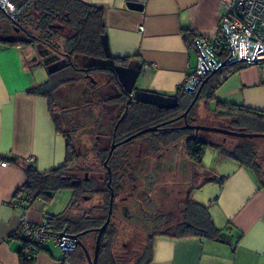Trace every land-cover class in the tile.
<instances>
[{"label": "crops", "instance_id": "obj_1", "mask_svg": "<svg viewBox=\"0 0 264 264\" xmlns=\"http://www.w3.org/2000/svg\"><path fill=\"white\" fill-rule=\"evenodd\" d=\"M83 1L104 9V43L110 60L92 64L112 65L124 88L127 82V91L160 105L173 104L177 88L195 74L198 56L193 39H212L220 21L219 0ZM3 32L5 40L14 33L10 28ZM35 56L34 46L0 42V155L46 172L64 163L66 141L56 130L47 99L29 92L48 77L46 60ZM121 57H127L126 66L113 63V58ZM215 97L264 112V63H253L231 74L217 86ZM181 149L167 151L172 159L176 156L175 160L186 163L191 190L196 187L194 179L203 181L202 190L207 192L203 205L213 224L221 229V238L159 236L150 264H264V187L249 168L235 160L211 152V159L216 155V166L212 167L204 161L205 151L202 162L194 164ZM24 182L20 165L0 160V264H20L24 241L14 231L21 216L41 224L66 206L59 204L58 208L53 203L58 191L51 202L38 200L25 208L17 194ZM65 192L67 204L71 194ZM51 242L38 249L33 264H62L63 253H58Z\"/></svg>", "mask_w": 264, "mask_h": 264}, {"label": "trees", "instance_id": "obj_2", "mask_svg": "<svg viewBox=\"0 0 264 264\" xmlns=\"http://www.w3.org/2000/svg\"><path fill=\"white\" fill-rule=\"evenodd\" d=\"M10 1L14 3L18 14L11 19L0 9V42L34 47L42 44L43 48L44 46L50 48L66 61L67 55L72 58L75 54L101 61L110 60L104 43L105 25L102 7L83 0ZM7 28L13 29L14 33L11 39L5 40L2 35L3 30L6 31ZM213 53L220 63L226 61L229 55L224 44L215 45ZM127 60V57L112 59L113 63L119 66H126ZM250 64L253 63L235 62L220 66L202 78L193 93L185 89L187 80L185 79V82L175 92L174 104L160 105L157 102L133 96L123 87L112 65L94 64L86 68H78L71 62L58 59L51 63L47 81L32 88L29 92L42 95L48 101L49 112L56 130L65 137L64 163L55 169L39 172L31 164L16 158L0 155V160L18 164L23 168L25 182L17 194L22 197L25 208L31 207L38 200L51 202L58 191H70V200L65 208L57 214L49 215L46 222L53 232L65 231L67 235H77L82 245L92 254L97 229L107 218L110 187L113 189L112 213L101 235L98 264H150L153 259L154 241L159 236L219 240L222 231L213 224L206 207L187 199L181 211H176L177 214L175 211L158 212L156 220L152 223L151 232L145 234L144 245L137 249L133 239L137 225L130 223L131 221L126 220L129 218L125 217H121L120 221L126 222L125 226L131 228V231L125 230L127 227L121 228L119 223H116V200L126 195L127 198L135 201L138 195L145 196L142 190L147 189L148 186L140 181L145 173L143 176H140V173L137 174V166L133 162L132 153L123 148L135 138L146 136V153L144 152L143 157L147 158L143 159V162L147 161L150 154H160L182 146L188 160L194 164H200L205 149L209 147L217 151L221 157L235 160L240 165L249 168L260 183V187H264V168L257 162L258 151L250 143L251 138L238 137L242 139V142L228 147L200 135L201 132L206 133L207 131L183 128L185 119L180 117L203 82L196 102L187 112V123L194 124L193 111L197 102L204 99L207 104L215 102L213 112L217 118L229 120L225 128L264 133V112L240 104L220 101L215 97V89L218 85L231 74ZM81 87L85 88L84 91L79 89ZM73 88L79 89L82 95L70 104L68 110L74 113L93 106L99 109L93 128L96 137H94L91 150L100 167L102 173L100 175L92 172L90 167L82 165V154L77 152L70 130H63L60 127L58 120L61 115L59 117L55 114L56 95ZM66 111L67 108L62 112ZM66 125L71 126L69 122ZM152 126L158 128L129 141L121 142L138 131ZM112 141L119 144L113 149L107 161L111 172L109 187L107 185L109 176L104 161L108 156ZM139 171L143 172L142 169ZM141 201L137 200L139 204ZM123 236L128 238V242L125 241L121 246L117 240ZM74 243L75 247L72 250H62L61 263L87 264L84 250L76 243V240ZM35 247L37 248L36 256L42 245H35ZM19 256L20 264L34 263L35 256L27 259L22 249L19 251Z\"/></svg>", "mask_w": 264, "mask_h": 264}, {"label": "rangeland", "instance_id": "obj_3", "mask_svg": "<svg viewBox=\"0 0 264 264\" xmlns=\"http://www.w3.org/2000/svg\"><path fill=\"white\" fill-rule=\"evenodd\" d=\"M42 47V48H41ZM35 57L39 59H46L45 66L49 68L53 61H58L60 59L63 62H71L72 65H75L78 68H86L92 66L93 61H101L95 60L91 57L75 54L67 61L63 59L62 56L59 54L54 53L50 48L45 47L43 48L42 44H39L35 47ZM54 58V59H53ZM90 64V65H89ZM46 74V72H45ZM48 76V71H47ZM125 81L123 84L126 86L125 88L128 89V86ZM80 90L82 89L79 88ZM79 89L73 88L68 90L67 92H61L60 94L56 95V110L55 114L60 117L59 118V125L63 130H70L71 138L73 140V144L79 154H82V165L90 167L93 171L96 172L98 175L102 174L100 172V167L98 163L95 161L94 153L91 150V147L94 143V136L95 130L94 124L95 120L98 116L99 109L95 106L90 108H83L79 111H75L74 113L68 110L71 103H74L75 100H78L82 94ZM84 87L82 91H84ZM172 104V103H170ZM174 104V103H173ZM169 105V104H168ZM67 108L66 112H62L63 109ZM215 109V102H209L208 104L205 102L204 99H201L197 102L196 107L193 111L192 119L194 120V124H201V125H208V126H217V127H226L228 126V119H219L214 114L213 110ZM58 114H57V113ZM69 122L72 126H67L66 123ZM74 129V131H71ZM206 139L213 140L214 142H220L222 145L232 147L237 143H241L242 139H238L235 136H225L221 133L215 132H206L200 133ZM146 136H141L135 138L131 143L124 146L123 149L130 150V153L133 155V162L135 166H137V174L140 173V176H143V179L140 181L145 182V186H148L147 189H143L142 194L145 196L141 197V195L137 196V200H142L140 204L136 201H133L129 198H123V196L118 197L116 200V223H119L121 228L127 227L125 230H132L125 226L126 222H121L120 218L125 217L129 218L126 219L127 221H131L130 223H134L137 227L134 230V244L139 247L144 245L145 234L151 232L153 221L156 220V215L158 212H168V211H181L184 207L187 198L190 201L199 203L203 205L204 200L207 196L206 190L203 189V181L200 178L194 179L195 188H192L188 185L191 183L187 179V166L182 160L178 159L175 160L176 156L172 159V156L169 155L170 153L163 152L157 157V162H153L155 159L156 154H150L147 161H142L147 157H143L146 153V144H145ZM251 144L255 147L258 151L257 162L260 164L262 168H264V138H251ZM182 146L178 148L181 149ZM183 149V148H182ZM181 149V150H182ZM205 159L207 165L216 166L215 164V157L216 155L209 156V153H216L217 151L210 149L209 147L205 149ZM145 152V153H144ZM161 158V159H159ZM172 159V160H171ZM160 161V164H159ZM158 163V165H156ZM163 163V168L160 170L159 166ZM175 165V166H174ZM158 166V167H157ZM139 169L143 170V172L139 171ZM104 172V171H103ZM147 174V175H146ZM197 184V185H196ZM65 191L68 190H61L57 194V198H55L53 203H56L58 208L60 205L63 207L66 205L65 198ZM190 192V193H189ZM70 193V191H69ZM189 193V195H188ZM147 195V197H146ZM149 196V197H148ZM141 197V199H140ZM146 197V199H145ZM52 203V204H53ZM60 204V205H59ZM64 204V205H63ZM62 207V208H63ZM137 211V212H136ZM137 213V214H136ZM178 212H176L177 214ZM175 215V213L173 212ZM176 216V215H175ZM132 219H131V218ZM123 221H125L123 219ZM132 223V224H133ZM119 245L122 246V243L125 241L128 242V238L123 236L122 238H118ZM51 245L54 243L51 242ZM56 246V245H55ZM58 253L62 254V249L58 246L55 247ZM92 254V252H89Z\"/></svg>", "mask_w": 264, "mask_h": 264}, {"label": "built area", "instance_id": "obj_4", "mask_svg": "<svg viewBox=\"0 0 264 264\" xmlns=\"http://www.w3.org/2000/svg\"><path fill=\"white\" fill-rule=\"evenodd\" d=\"M220 21L215 36L195 37L193 45L197 51L198 65L194 75L187 78L185 89L193 93L200 80L216 69L220 62L215 57V45L224 44L229 52L227 61L264 63V0H219ZM0 9L11 19L18 10L10 0H0ZM62 232H53L49 224H33L21 216L14 235L22 237L24 245L22 253L27 259L35 256V245H43L49 241L62 250H72L74 240Z\"/></svg>", "mask_w": 264, "mask_h": 264}, {"label": "water", "instance_id": "obj_5", "mask_svg": "<svg viewBox=\"0 0 264 264\" xmlns=\"http://www.w3.org/2000/svg\"><path fill=\"white\" fill-rule=\"evenodd\" d=\"M128 6L132 7V8H141V5L137 4V3H128ZM68 58V60H70V56H66ZM235 62H243V60L240 61H224L223 63H220V65L215 69L217 70L220 66H223L225 64H231V63H235ZM251 63H254L253 61ZM203 82L200 84L199 89L197 91V93L195 94L194 98L192 99L191 103L189 104V106L187 107V109L180 115V117L185 118L187 115V112L190 110V108L193 106V104L196 102L197 100V96H198V92L200 90V88L202 87ZM158 127L157 126H152L149 127L147 129L138 131L137 133L129 136L128 138H126L125 140L121 141V142H126L131 140L132 138L141 135L147 131H155ZM183 128H192L195 130H204V131H210V132H215V133H221L224 135H228V136H235V137H247V138H264V133H256V132H245V131H236V130H231L225 127H217V126H208V125H201V124H188V123H184ZM119 143H115L114 141H112L110 149L108 151V156L106 158V160L104 161V166L106 167L107 171H108V183L107 185L110 187V181H111V172H110V168L109 166H107V161L113 151V149L118 145ZM113 197H114V193H113V189L110 187V199H109V209H108V214H107V218L105 220V222L103 223V225L97 229V236L95 239V247L93 250V254L91 255L89 253V251L82 245V243L79 241L78 236L77 235H69L72 239L76 240V243L82 247V249L84 250L86 259H87V264H98V251H99V245H100V239H101V235L104 231V229L106 228L108 222L110 221V216L112 213V203H113ZM66 234L65 232H62L61 235Z\"/></svg>", "mask_w": 264, "mask_h": 264}, {"label": "flooded vegetation", "instance_id": "obj_6", "mask_svg": "<svg viewBox=\"0 0 264 264\" xmlns=\"http://www.w3.org/2000/svg\"><path fill=\"white\" fill-rule=\"evenodd\" d=\"M213 71H215V69L213 70ZM212 72V71H211ZM210 73V72H209ZM198 86V85H197ZM195 91V90H194ZM193 91V92H194ZM183 118V117H182ZM185 120H184V123L186 122V117L184 118ZM187 123V122H186ZM189 124V123H188ZM184 125V124H183ZM123 198H127V196L126 195H124L123 196ZM187 198V197H186ZM135 201H136V203H137V197H136V199H135Z\"/></svg>", "mask_w": 264, "mask_h": 264}]
</instances>
